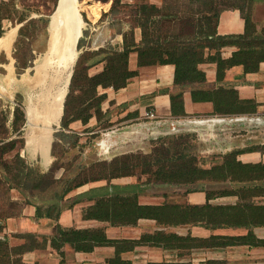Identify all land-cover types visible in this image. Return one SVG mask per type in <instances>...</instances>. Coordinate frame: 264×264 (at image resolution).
<instances>
[{
  "label": "trees",
  "instance_id": "1",
  "mask_svg": "<svg viewBox=\"0 0 264 264\" xmlns=\"http://www.w3.org/2000/svg\"><path fill=\"white\" fill-rule=\"evenodd\" d=\"M109 0H105L107 2ZM248 0H192L197 8L192 9L191 17H186L183 11L171 9L167 6L157 8L155 5H143L135 12L134 25L129 32L123 34V40L118 48L107 46L97 52L84 53L74 69L69 93L64 103L62 129L69 130L73 123L81 122L87 126L93 118L100 122L110 113H104L103 104L107 101V94H101L100 89L112 88L120 92L127 88L130 80L139 76L138 71L129 68L130 55L138 54V67L168 66L175 67L174 85L178 92L171 94V110L175 118H185L184 92L195 85H204L207 77L199 69L203 64H215L217 67V84H224L217 89H192V99L196 103L210 102L214 105V115L240 116L256 114L259 105L255 100H242L238 92L225 85L227 71L242 67L244 74H255L260 71L264 63V28L258 32L246 10L240 5ZM122 0H113L111 12L121 7ZM15 0L0 5V38L3 37L4 21H12V14L16 12ZM227 11H238L245 22L242 35L220 36L218 25L220 15ZM23 14L17 21L23 25L27 21ZM14 23V22H12ZM32 23L27 22L21 27L19 37L22 38L26 29ZM141 31V39L136 38V31ZM19 42V41H18ZM17 42V44H18ZM81 46V41L79 43ZM234 48L236 51L229 59L223 58V50ZM103 65V70L90 75V70ZM24 66L23 71L29 68ZM227 84V83H226ZM11 129L8 128V115L0 113V160L5 155L19 150L15 160L22 166L17 169L18 174L11 181L19 183L25 169L27 191L33 193L51 194V199H41L37 204L26 202V206L36 209V219H49L57 223L52 247L60 251L66 245L71 246L78 253H92L97 247L115 246L119 243L107 238L103 229L77 230L65 229L59 224L64 211L74 209L84 202L93 203L84 213L85 220H95L109 223L112 227L136 226L139 220L153 219L160 225L187 224L204 227L210 230L243 227L254 229L264 227V205L257 204L255 199L264 198V184H245L237 190H225L220 194L212 191L204 192L207 202L200 206H163L151 207L139 205L138 198L142 186L136 184L119 186L112 181L135 177L139 169L148 175L150 180L162 182L166 185L178 183H192L206 178L213 170H200L192 165L187 156L169 149L159 151V158L124 155L110 162L92 163L91 167L71 176V170H65L61 179H56V172L48 174L38 173L27 167L20 157V150L24 148L22 139L9 140L10 136H21L22 128L26 124V114L22 108L16 107ZM65 136V134H61ZM261 153L257 150L234 152L226 156L224 163L214 170L221 171L222 180L238 183L264 182V163L244 164L238 161L240 155ZM261 154L264 155V152ZM1 169H7L3 163ZM70 171V172H69ZM70 175V176H69ZM107 182V186L91 189L66 198L75 191L91 183ZM1 184V182H0ZM249 185V186H246ZM236 197L239 202L232 206L213 205L218 198ZM16 204H12L6 213H0V224L11 218L20 217L16 212ZM1 210V209H0ZM35 236L25 235L22 239H33ZM224 240L227 242H221ZM194 245H200L201 240H193ZM248 242L259 245L252 231L243 238L212 237L209 246L245 245ZM2 246V245H0ZM253 246V245H252ZM25 254L24 246L18 248ZM119 252V247H117ZM114 264V262H112Z\"/></svg>",
  "mask_w": 264,
  "mask_h": 264
},
{
  "label": "rangeland",
  "instance_id": "2",
  "mask_svg": "<svg viewBox=\"0 0 264 264\" xmlns=\"http://www.w3.org/2000/svg\"><path fill=\"white\" fill-rule=\"evenodd\" d=\"M83 2L102 5L103 9H101L100 17L95 19L89 10L81 6L83 33L80 40L81 46L79 45L78 48V61L86 52H97L107 46L118 48L122 43L123 34L129 32L134 25L136 10L143 5H155L160 9L164 6L173 10L179 9L189 18L192 15V9L197 8L193 5L192 0H122L121 7L115 12H111L113 0L107 2L105 0H80L81 5ZM5 3V0H0V5ZM57 4L58 0H15L16 12L14 11L12 14V21H6L14 22L12 23L14 27H20L17 21L23 14L28 17L25 23L32 21L27 26L28 28L22 38L19 37L21 28L18 29L12 47V59L8 61L6 56L0 57V113L4 112L8 115L7 127L11 129L15 108L20 107L25 112L26 124L21 130V136L14 134L10 136L8 141L23 140L24 148L20 150V157L27 167L33 168L41 174H48L53 170L56 172V179L59 180L65 174L66 169L71 170L70 175L73 176L77 172L90 168L92 163L110 162L124 155L152 157L155 160L160 157L159 151L164 148L171 150L172 153L177 151L186 155L192 165L200 170L213 171L206 178L192 183H178L171 185L172 187H159V184L164 183L150 180L148 175L142 174L144 168H141L137 176L114 180L111 184H120L119 186H126L123 184H149L147 186L150 189L148 192L150 198L156 202H163L160 199L165 196L167 201L172 203H183L185 195L202 190L220 194L225 190H237L245 184H264V182L238 183L230 179L223 181L221 171L214 170L224 163L226 156L234 152L247 150L264 152V105H260L256 100L255 102L259 105L256 114L184 118L164 124L160 128L147 125L151 122L147 121L146 118L131 124H120L121 122L114 124L112 123L114 116L110 114L100 122L93 118L83 129L74 130L70 126L69 130L66 131L62 129L61 116L64 114L63 110L61 114L53 118L50 139L39 138V140L34 139L35 141L32 142L29 134L32 132L35 135L42 131V127L36 121L40 119L37 118V115L42 109L38 108L39 106L35 108V105L38 104L36 99H38L39 91L28 90L27 83H32L36 78V67L48 51L50 17ZM240 5L246 10L257 31L260 32L264 28V0H248L241 2ZM136 38L141 39L140 30L136 31ZM10 63L12 66L8 68ZM26 65L30 67L23 71L22 68ZM102 66L90 70V75H96ZM70 85L71 81H69L67 95ZM225 85L229 87L226 83ZM257 87L264 90V83H258ZM56 90L57 87L55 86L53 91ZM66 97L63 100V105ZM52 98L50 97L49 100ZM30 106L35 110L32 115L36 112V119L34 120H29L28 109ZM31 122L33 123L32 127H35L33 130L30 125ZM95 122L97 123L95 124ZM92 123L95 125L89 127ZM61 134H65V136L62 137ZM18 152L19 150L10 152L3 157L2 161L0 160V213L8 212L12 204H16L15 210L21 213L20 217H22L25 209L30 207L25 205L26 202L37 204L41 199H51V194L49 192L32 194L27 191L25 188L26 169L21 175L22 180L19 178V183L10 180L14 176L18 177L17 169L22 168L15 160ZM239 158H242V155ZM243 159L255 162L254 157H244ZM3 163L7 165V169H1L4 167ZM107 185V182L88 184L70 194L66 200L75 197L78 192ZM257 202L264 203V199L257 200ZM217 203L227 204L228 202L220 200ZM1 229L2 225H0ZM8 239L10 240V238ZM20 243L26 250L36 251L44 249L47 242L42 237L18 238L17 241L0 242L2 245L0 246V264H23L22 257L25 254L21 253V249H18L22 246L16 245Z\"/></svg>",
  "mask_w": 264,
  "mask_h": 264
},
{
  "label": "crops",
  "instance_id": "3",
  "mask_svg": "<svg viewBox=\"0 0 264 264\" xmlns=\"http://www.w3.org/2000/svg\"><path fill=\"white\" fill-rule=\"evenodd\" d=\"M7 1L9 0H5L6 3ZM6 21L2 23L3 37L13 28L16 29L17 34L19 27H14L11 22ZM244 31L245 22L238 11H227L220 15L218 35H242ZM235 51L236 49L234 48L224 49L222 53L223 58H231ZM10 52L12 53V48ZM11 53L2 50L0 51V57L4 55L9 61L12 59ZM11 66L12 64L10 63L7 67L11 68ZM129 68L131 71H138L139 76L130 80L126 89L120 92H115L112 88L106 90L100 89V93L107 94L108 97L107 101L103 104L102 110L104 113H110L114 116L112 123H135L145 119L146 114L150 111H153L158 120H162L164 124L184 119L173 117L171 110V94L177 91L174 85V66L139 68L138 54L133 53L130 55ZM199 69L206 74L207 82L204 85H195L193 88H188L184 92V107L187 114L185 118L217 117L214 115L213 103L194 102L191 91L192 89H217L224 84L216 83L217 67L215 64H203L199 66ZM102 70L103 66L98 70L97 74ZM225 82L229 87L234 88L238 92L240 99L256 100L260 105H264V90H260L257 87L258 83H264V63L261 65L260 71L255 74L245 75L242 67L233 68L227 71ZM95 124L92 123L89 127ZM30 125L32 127L33 123L31 122ZM147 125L152 126L153 123H147ZM71 128L80 130L84 128V125L81 122H76L71 125ZM29 135L32 142L39 140L34 137L33 133ZM244 157H254L255 162L244 160ZM238 161L244 164L264 163V155L261 153L245 154L242 155V158L238 157ZM158 186L169 187L171 185L159 184ZM149 190L148 187L142 186L138 198L139 205L151 207L200 206L207 202L204 192L185 195L183 203L169 202L165 196L160 199L163 202H156L150 198L148 194ZM84 192L87 191L78 192L77 195ZM220 200L228 203H217ZM257 200L261 199H255L257 204L264 205V203H259ZM238 202V198L228 197L218 198L212 204L234 206ZM92 205L93 203L84 202L75 206L74 212V209L64 211L60 216L59 224L65 229H103L107 238L119 243L118 245L97 247L92 253H78L69 245L58 251L51 244L57 223L49 219L37 220L36 209L33 206L26 208L22 217L11 218L0 224L2 225L0 242L17 241L18 238L25 235H32L37 238L42 237L47 242L45 248L25 253L22 257L23 264H113L112 262L114 264H264V227L254 229L235 227L210 230L187 224L164 226L158 224L153 219L139 220L136 226L112 227L109 223L84 219L85 211ZM250 231L253 232L256 240L262 244L255 245L248 242L245 245L209 246L212 237L243 238ZM193 240H201L202 243L194 245ZM220 241L227 242L224 240ZM16 245L20 247L23 244ZM117 247H119V252H117Z\"/></svg>",
  "mask_w": 264,
  "mask_h": 264
},
{
  "label": "bare ground",
  "instance_id": "4",
  "mask_svg": "<svg viewBox=\"0 0 264 264\" xmlns=\"http://www.w3.org/2000/svg\"><path fill=\"white\" fill-rule=\"evenodd\" d=\"M81 6L89 10L91 16L95 19L100 17L101 9H103L102 5L94 3L89 4L88 2H83L82 5L79 3V9H81ZM82 25L83 23H81V28ZM63 28L64 26L61 27L60 31L50 30L48 51L44 59L41 60L40 64L36 67V78L32 83H27L28 90L33 91L35 89L34 91H39V95L37 96L38 99H36L38 104L35 105V108L39 106L38 108L42 109V111L38 112L39 115H37V118L40 119L36 120L37 124H40L42 127V131L34 135V137L38 139H50V127L53 118L61 114L63 111V100L67 95L72 66L76 63L78 56V53L75 52L73 56L67 57V51L66 48H64L66 33L64 30V34H62ZM78 36H80V33ZM15 37L16 29H12L1 38L0 51L5 50L8 53H11L10 50ZM55 86L57 87V90L53 91ZM51 91L53 92L51 93ZM50 97H53L52 100H49ZM33 111H35L34 108L30 106L28 109L29 120L36 119V112L32 115ZM34 128H32V130Z\"/></svg>",
  "mask_w": 264,
  "mask_h": 264
},
{
  "label": "water",
  "instance_id": "5",
  "mask_svg": "<svg viewBox=\"0 0 264 264\" xmlns=\"http://www.w3.org/2000/svg\"><path fill=\"white\" fill-rule=\"evenodd\" d=\"M80 0H58L57 7L50 17V25L48 28V33L50 30L60 31L61 27L64 26L62 34H64V30L66 33V41L64 44V48H66L67 57H71L74 53H78L76 63L79 57V43L82 38L83 28H81V23H83V18L81 14V10L79 9ZM23 27V25H19ZM80 33V36H78ZM76 63L72 66V79L74 69Z\"/></svg>",
  "mask_w": 264,
  "mask_h": 264
},
{
  "label": "built area",
  "instance_id": "6",
  "mask_svg": "<svg viewBox=\"0 0 264 264\" xmlns=\"http://www.w3.org/2000/svg\"><path fill=\"white\" fill-rule=\"evenodd\" d=\"M147 121H150L153 123L152 126H154L155 128H160L164 123L162 122V120H158L156 114L153 111H150L146 114L145 116Z\"/></svg>",
  "mask_w": 264,
  "mask_h": 264
}]
</instances>
